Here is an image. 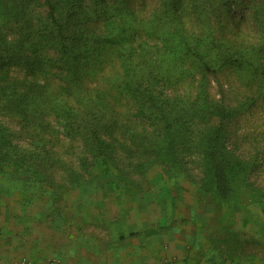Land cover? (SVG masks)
Wrapping results in <instances>:
<instances>
[{
	"label": "trees",
	"instance_id": "obj_1",
	"mask_svg": "<svg viewBox=\"0 0 264 264\" xmlns=\"http://www.w3.org/2000/svg\"><path fill=\"white\" fill-rule=\"evenodd\" d=\"M136 1L0 0V166L14 168L7 178L41 194L60 196L76 188L77 195L87 196L78 184L56 183L52 173L58 166L68 171L66 177L83 179L80 168L99 165L100 174L89 181L100 179L99 191L107 186L120 192L123 187L113 181L124 175L115 159L119 150L134 146L142 157L135 165L139 169L156 163L180 172L189 153L176 147L181 136L200 146L195 155L202 182L214 185L217 200L227 205L226 192L243 167L235 166L239 162L222 148L220 127L211 124L226 116L209 88L211 76L254 62L226 32L223 14L237 0H159L158 14L149 20L136 13ZM188 13L196 17L194 27L185 22ZM210 16L218 21L216 28ZM148 36L157 44L150 46ZM106 68L116 71L108 74ZM186 79L195 89L187 109L162 91L153 92ZM7 118L16 120L18 133L3 124ZM196 119L206 123L203 131ZM23 133L33 150L13 144ZM59 136L78 142L76 170L51 151ZM111 166L114 178L107 174Z\"/></svg>",
	"mask_w": 264,
	"mask_h": 264
},
{
	"label": "crops",
	"instance_id": "obj_2",
	"mask_svg": "<svg viewBox=\"0 0 264 264\" xmlns=\"http://www.w3.org/2000/svg\"><path fill=\"white\" fill-rule=\"evenodd\" d=\"M76 195L0 175V264H264L198 196Z\"/></svg>",
	"mask_w": 264,
	"mask_h": 264
},
{
	"label": "rangeland",
	"instance_id": "obj_3",
	"mask_svg": "<svg viewBox=\"0 0 264 264\" xmlns=\"http://www.w3.org/2000/svg\"><path fill=\"white\" fill-rule=\"evenodd\" d=\"M144 6L140 7L141 2L136 1V13L141 18L149 20L158 14L159 0H144ZM255 11H258L256 15ZM264 1L262 0H237L230 7V13L224 12L223 17L226 24V32L231 34L234 42L239 47H246L248 53L254 56L252 67H245L239 71H224L217 74L215 78L210 77L209 94L214 104L222 107L225 111V118H212V125L220 127L222 145L233 160L238 161V165L243 167L239 175L229 185L226 192L228 198L227 205L217 200L219 196L214 189V185L202 182L203 175L197 162L196 152L201 151L189 141H185L181 136L177 140L182 144H176L177 148L184 152L188 160L184 171L168 172L163 167L145 165V168L135 167L136 163L142 158L136 156L134 146H130L132 151L127 149L119 150L116 156L119 168L123 171V176H115V168L111 166L108 177L114 178L115 184L123 187L120 193L125 196H186L187 201L191 202V196H198L199 200L204 201L213 209L228 210V228L232 232V238L239 239V235H246V240L254 250L262 244L261 252L264 253ZM212 27H217L218 21L214 16L209 17ZM185 22L194 27L196 22L195 15L188 13ZM221 22V21H219ZM148 29V27H147ZM148 32V31H147ZM149 34V33H148ZM12 38V35H9ZM155 36H148L147 43L152 46L157 44ZM214 56V53L210 57ZM109 68L105 72L111 74ZM12 75L20 78L16 70ZM172 76V75H171ZM172 79L173 76H172ZM191 79L177 82L169 86L154 89V94L162 91L169 99H176L179 103L177 107L188 108L193 97H187L195 93V89L190 85ZM173 100V101H174ZM50 118V117H49ZM196 128L203 131L205 122L194 120ZM3 124L12 131L18 133L19 127L15 119H4ZM148 130V129H146ZM138 132L141 131L137 130ZM178 134L186 135L177 130ZM125 137V136H124ZM122 141L127 139L122 138ZM70 143L73 144L70 145ZM13 144L20 145L22 148L33 150L30 139L23 133L22 137L13 139ZM78 142H70L67 138L59 136V142L53 141L51 151L54 152L60 163H64L76 170L75 156L78 152ZM179 146V147H178ZM76 147V148H75ZM140 158V159H138ZM200 164V163H199ZM236 164V163H234ZM102 168L99 165L88 167L86 171L80 168L83 179L76 174L66 177L68 171L65 168L55 166L52 173V180L64 187L75 186L78 184L79 192L87 193V196H99L97 182L92 184L89 180L92 174L98 176ZM2 171V172H1ZM16 172L12 167L0 166V173L3 176ZM23 173V172H20ZM27 174L28 173H25ZM119 175V173H118ZM123 177V178H122ZM206 183V182H205ZM80 184V185H79ZM128 185V186H127ZM83 187V188H81ZM76 189V188H75ZM73 189L74 191H76ZM55 194L56 189H50ZM95 193V194H94ZM53 194V195H54ZM64 192H59L63 195ZM74 194V193H73ZM76 194V193H75ZM56 195V194H55ZM72 195V194H70ZM57 196V195H56ZM75 196V195H74ZM76 196H85L76 195ZM250 248V247H249Z\"/></svg>",
	"mask_w": 264,
	"mask_h": 264
}]
</instances>
